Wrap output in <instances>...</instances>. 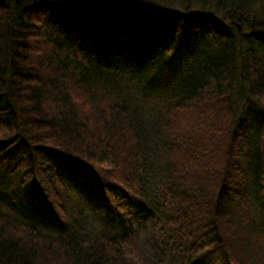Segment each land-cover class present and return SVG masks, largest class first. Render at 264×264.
I'll use <instances>...</instances> for the list:
<instances>
[{"label": "trees", "instance_id": "16d2710c", "mask_svg": "<svg viewBox=\"0 0 264 264\" xmlns=\"http://www.w3.org/2000/svg\"><path fill=\"white\" fill-rule=\"evenodd\" d=\"M0 179V264H264V0H0Z\"/></svg>", "mask_w": 264, "mask_h": 264}, {"label": "rangeland", "instance_id": "374dc122", "mask_svg": "<svg viewBox=\"0 0 264 264\" xmlns=\"http://www.w3.org/2000/svg\"><path fill=\"white\" fill-rule=\"evenodd\" d=\"M73 3L80 4V1H74ZM236 100L238 102L241 99L237 98ZM63 170L68 176L73 177L75 175L72 173L74 170L71 171L68 167L66 169L63 168ZM74 182L76 183L75 189L78 192V194L76 192L78 196L77 198L75 196L73 197V203L68 206L67 212L72 217L78 216L81 212V221H83V223L85 222L89 227L95 228V219H99L101 216L105 215L103 209L104 205L101 201V196L103 195L100 191L102 190L101 188H99L100 191L96 189L95 185L97 184L98 186V182L91 173L78 171V176L74 178ZM0 191L19 197L23 204H32L33 207L32 205L30 206L32 210L37 208V211H39L42 208L41 198L38 195L37 186L34 184L22 186L19 180L0 179ZM43 211L48 212V210ZM39 218L41 220L39 222L51 227V229L63 228L65 224H68L70 227L68 221H62L53 213H44L41 217L39 216ZM145 228L147 233H150L152 228L151 222H148ZM145 237H147L146 233H140L139 236L131 242H134V244L139 243L144 241Z\"/></svg>", "mask_w": 264, "mask_h": 264}]
</instances>
